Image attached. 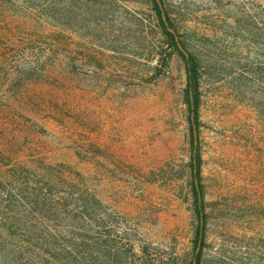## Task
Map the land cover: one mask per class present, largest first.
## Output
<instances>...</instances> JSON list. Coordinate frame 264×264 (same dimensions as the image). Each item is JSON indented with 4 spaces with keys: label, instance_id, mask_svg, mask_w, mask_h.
Here are the masks:
<instances>
[{
    "label": "rangeland",
    "instance_id": "374dc122",
    "mask_svg": "<svg viewBox=\"0 0 264 264\" xmlns=\"http://www.w3.org/2000/svg\"><path fill=\"white\" fill-rule=\"evenodd\" d=\"M0 1V49L15 45L31 65L19 60L0 96V170L36 160L38 185L60 204L27 227L48 226L53 264H189L185 75L152 0ZM156 2L200 69L199 264H264V0ZM67 170L83 178L79 218L67 212ZM3 218L0 264L46 257Z\"/></svg>",
    "mask_w": 264,
    "mask_h": 264
},
{
    "label": "trees",
    "instance_id": "16d2710c",
    "mask_svg": "<svg viewBox=\"0 0 264 264\" xmlns=\"http://www.w3.org/2000/svg\"><path fill=\"white\" fill-rule=\"evenodd\" d=\"M16 0H11L10 5H14ZM21 1V0H20ZM160 1V0H159ZM153 8L155 10L158 23L165 35L166 42L177 51L179 56L183 62V69L185 75V83L183 88V93L185 97L186 110H187V125L189 130V142L191 147V153L189 156V185L190 192L192 197L193 210L197 217L196 226L194 229V236L192 239L193 246L197 248L196 252L193 254L192 261L189 264H199L201 247L203 245V229L205 223V213L203 210V199H202V183L200 180V152L198 149V144L193 142V137H195V132L198 131V105H199V87H198V79H199V64L193 53L188 51L183 42L179 39L178 33L174 30L171 21L168 19L164 9L161 6H158L156 0H152ZM162 5V3H161ZM20 7L24 8L25 4L20 3ZM2 11L1 1H0V13ZM163 12V14H162ZM8 19L7 21L11 22L12 17L16 15L14 11L9 10L7 12ZM162 15L164 17H162ZM8 22V23H9ZM1 39H6L5 34L1 35ZM16 48V49H15ZM27 54L26 52H21V50L13 45H8L7 47H3L0 49V78L1 74L4 72V76H2L0 80V96H5L6 92L9 93V89L6 88L7 81L11 75H13L12 71L16 69L17 63L19 60L21 62L25 60V64H28L27 67H31L28 61L26 60ZM30 62V60H29ZM30 71H25V73H29ZM20 87V86H19ZM21 89V87H20ZM20 89L18 92H21ZM19 98H22V95L19 93ZM21 101V100H20ZM19 101V102H20ZM33 161L29 160L27 162H21L17 165H12L6 162L5 168L0 170V182L1 180L4 184L0 183L2 187L6 186V190H0V198L3 203L1 207L3 208L4 213L0 217H4L3 219L6 221L7 225L15 226L22 232L23 236L21 237V241L25 245V247L31 246L34 248L37 241V249H40L41 253L45 255V258L40 257L35 259V263L37 264H53V262L60 260L57 256L56 252L53 253V250L56 248V244L52 243L49 238L48 226L38 227L39 232L36 231L37 228L27 227L29 223H41L40 221V213L39 210L49 209V207H54L60 203H56V198H63L58 195V189L55 190V201L52 204V198L50 193L48 195V189L46 186L38 185L36 177L40 176V172L38 170V165L34 164ZM3 164V163H2ZM9 164V166H8ZM49 164L45 165V169L47 171ZM71 167V166H70ZM18 174V176H17ZM23 179H19V178ZM55 184H62L64 180L62 178H54L50 179ZM49 182V181H48ZM7 184V185H5ZM0 185V186H1ZM3 193H6L5 195ZM83 196V178L79 171H70L67 170V212L73 211L78 212V218L82 214V209L84 207ZM7 197V199L5 198ZM11 198V199H10ZM16 202V203H15ZM62 204V203H61ZM24 206V216L21 214V209ZM19 207V208H17ZM34 209H37L34 210ZM27 214H30V217H27ZM42 216V214H41ZM18 222H20L18 224ZM23 223V224H22ZM72 228L78 229L79 224L71 225ZM28 236L35 235V239L31 240ZM9 233V232H8ZM70 236L78 235L81 237L80 233L70 232ZM59 247V246H58ZM60 249H67V252H72V248L67 246L59 247ZM71 256V255H70ZM46 258L52 259V262L46 261ZM61 261H66L64 257H62ZM68 259V258H67ZM70 262L67 261V264Z\"/></svg>",
    "mask_w": 264,
    "mask_h": 264
}]
</instances>
